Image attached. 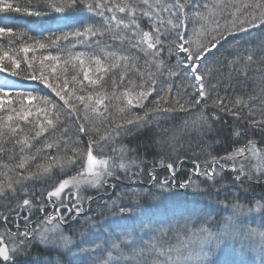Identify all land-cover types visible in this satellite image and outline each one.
<instances>
[{
    "label": "snow or ice",
    "instance_id": "snow-or-ice-1",
    "mask_svg": "<svg viewBox=\"0 0 264 264\" xmlns=\"http://www.w3.org/2000/svg\"><path fill=\"white\" fill-rule=\"evenodd\" d=\"M11 13L0 264H264V0Z\"/></svg>",
    "mask_w": 264,
    "mask_h": 264
},
{
    "label": "trees",
    "instance_id": "trees-1",
    "mask_svg": "<svg viewBox=\"0 0 264 264\" xmlns=\"http://www.w3.org/2000/svg\"><path fill=\"white\" fill-rule=\"evenodd\" d=\"M4 16H9V17H11V19H9L8 21H7V23H9L11 26H13V27H23V25L20 23V21H19V18L17 17V14H15V13H11V14H0V17H4ZM29 19H35V18H29ZM79 50V49H78ZM42 53H40V52H37L36 53V55L37 56H39V55H41ZM43 54H46V53H43ZM18 55H20L21 57H23V53L21 52V53H18ZM32 55V53H29V56H31ZM35 83V82H34ZM42 87V86H41ZM229 122H231V121H229ZM4 162L5 163H8L9 161H7V158H4ZM13 162H15V161H13ZM40 186L39 185H37V188H39Z\"/></svg>",
    "mask_w": 264,
    "mask_h": 264
},
{
    "label": "rangeland",
    "instance_id": "rangeland-1",
    "mask_svg": "<svg viewBox=\"0 0 264 264\" xmlns=\"http://www.w3.org/2000/svg\"><path fill=\"white\" fill-rule=\"evenodd\" d=\"M189 192V195H187L186 197H181L182 199H188V200H193V199H199L198 197H193L190 193H191V190L189 189L188 190Z\"/></svg>",
    "mask_w": 264,
    "mask_h": 264
}]
</instances>
